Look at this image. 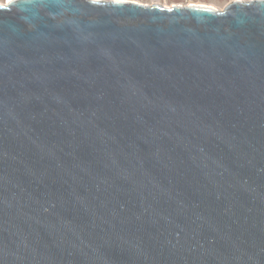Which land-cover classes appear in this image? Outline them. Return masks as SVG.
Listing matches in <instances>:
<instances>
[{
  "label": "water",
  "instance_id": "95a60500",
  "mask_svg": "<svg viewBox=\"0 0 264 264\" xmlns=\"http://www.w3.org/2000/svg\"><path fill=\"white\" fill-rule=\"evenodd\" d=\"M0 264H264V0L0 3Z\"/></svg>",
  "mask_w": 264,
  "mask_h": 264
},
{
  "label": "rangeland",
  "instance_id": "374dc122",
  "mask_svg": "<svg viewBox=\"0 0 264 264\" xmlns=\"http://www.w3.org/2000/svg\"><path fill=\"white\" fill-rule=\"evenodd\" d=\"M7 1L8 0H0V3H5ZM130 1H138L146 4L159 3L162 5H175V4L191 5L194 3H201V4L203 3V4H208L218 10H223L229 3L235 0H130ZM243 1H249V0H243Z\"/></svg>",
  "mask_w": 264,
  "mask_h": 264
},
{
  "label": "bare ground",
  "instance_id": "6f19581e",
  "mask_svg": "<svg viewBox=\"0 0 264 264\" xmlns=\"http://www.w3.org/2000/svg\"><path fill=\"white\" fill-rule=\"evenodd\" d=\"M9 1V0H8ZM119 1H126V0H119ZM6 3V2H5ZM191 5H198V6H206V7H212V6H210V5H208V4H201V3H194V4H191Z\"/></svg>",
  "mask_w": 264,
  "mask_h": 264
}]
</instances>
